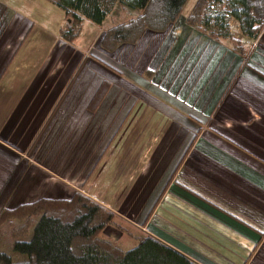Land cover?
Listing matches in <instances>:
<instances>
[{
	"label": "crops",
	"instance_id": "obj_1",
	"mask_svg": "<svg viewBox=\"0 0 264 264\" xmlns=\"http://www.w3.org/2000/svg\"><path fill=\"white\" fill-rule=\"evenodd\" d=\"M2 30L3 27H0V65L3 67L10 61L1 52L7 37ZM161 34L147 31L136 45L122 46L112 54L101 49L102 55L114 57L112 70L115 73L106 64L86 58L80 70L70 79L68 89L62 91L64 82L62 87L54 90L45 111L40 101L34 100L30 110V106L25 107L31 102L30 97H16L14 103L19 111L15 117H12V113L7 120H1L4 123L0 127V132L9 129L10 125L18 131L7 135V140L12 143L0 136V193L4 194L6 202L1 211L29 204H19L14 196L10 197L9 187L13 184L15 194L24 198L67 199L75 192H81L134 222L132 218L145 210L138 209L137 202L130 215H126L124 200L136 189V192H140L145 183L144 194L152 193L155 177L159 174L164 180V183L162 180L157 182L162 190L160 207L158 205L159 209L154 210L146 221L148 232L151 233L150 225L157 219L162 226L172 228V233L156 228V238L170 246L178 248L176 245H183L184 239L189 245L184 243L183 246L193 249L200 247L202 250L203 245L198 239L213 247H217L219 241L234 249L231 254L246 259L249 264L254 251L250 254L252 246L242 242L246 234L258 238V233H262L260 218L264 217V31L256 41H249L250 54L230 88L226 91L230 79L221 81L215 90L204 96V108L198 103L200 99L197 103L189 99L182 103L173 96L168 101L131 79L121 87L122 82L118 78L123 77V72L156 74L158 62H161L160 52L165 48L166 34ZM10 44L13 47L10 54L14 57L17 55L16 42ZM35 56L34 61L23 60L15 71L29 76L27 80L20 79L28 88H34L37 83L35 75L43 55L37 52ZM82 70L84 75L92 70L101 76L100 81L94 83L90 95L87 80L84 95L76 93L77 85L72 88ZM196 70L195 62L190 59L182 62L177 77L179 94L199 89L200 82L197 86L194 83L199 75ZM83 82H78L81 89ZM128 85L129 90L126 91L124 88ZM113 87L120 92L108 102ZM122 91L129 95L121 94ZM100 94H103L101 100ZM71 103L77 106H69ZM186 111L205 114L204 117L196 114L200 118L206 119L210 114L214 117H207L213 119H209L206 128L201 120ZM133 118L136 120L133 121ZM128 120L132 124V134L142 123L139 133H154L157 145L162 137L157 152H165L167 147L173 148L172 163L163 175L160 173L162 157H156L152 166L150 154L144 155V161L135 157L137 140L134 147L131 132L126 128ZM62 124L64 130L57 131ZM92 125L95 133L89 138ZM117 136H122L123 142L114 147ZM129 144L133 148L129 147L127 159H122V152ZM149 145L147 139L143 148ZM73 152H78L75 162L70 161ZM93 167L95 169L89 171ZM15 172L16 179L11 182ZM143 175H148L145 183L138 184ZM122 185V191L118 192ZM170 186L174 187L173 190H170ZM162 205L166 207V215L159 218ZM255 256L250 259L251 262Z\"/></svg>",
	"mask_w": 264,
	"mask_h": 264
},
{
	"label": "rangeland",
	"instance_id": "obj_2",
	"mask_svg": "<svg viewBox=\"0 0 264 264\" xmlns=\"http://www.w3.org/2000/svg\"><path fill=\"white\" fill-rule=\"evenodd\" d=\"M196 1L197 0H189L176 22L169 28V30L161 34H166V39L164 42L165 48H163L160 52L161 62H158L159 67L156 74L152 76L148 72L142 75H140L138 72L133 74L123 72V77L118 78L119 81L122 82V88L125 85L124 83H127L130 81L128 79H131L133 82L141 85V87L144 89L156 93L159 97H162L163 99L165 98L168 101H171L173 96L178 97V101L182 103L188 101V99L193 103H197V101L200 99L198 103L202 108L205 107V104L202 102V100L205 98L204 96L215 90L221 81L227 78L230 79L226 91L230 88V85L240 75L241 70L244 67L243 63H245L246 58H243L238 52L233 50V45L230 40H216L187 23V17L190 15ZM121 12L122 11L120 7L114 8V15L108 17L101 25H96L88 20H83L82 30L78 38L74 41H70L65 38L63 34V30L65 29L66 25L64 11L54 3H51L48 0H0V27H3L2 31L4 32V35H7L2 44L1 52L5 53L10 61L3 67L0 65V127L4 123H1V120H7L8 117H11L12 113H14L12 117L16 116V112L19 110L16 108L17 104L14 102L16 97H21V95L30 97L31 102L27 103L25 107L30 106V110H32L33 102L35 100V102L40 101L41 108L45 111L46 107L50 103L51 98L53 97L54 90L62 87L63 83L65 82L64 88L62 89V91L65 92L70 85V79L73 78L77 71L80 70V66L86 61V58L89 61H93L95 59L106 64L111 69L108 70H110L112 73H115L114 70H112L114 67V57L110 55H102L103 53H101V49H99V39L108 29L114 25L128 20L130 17L128 12ZM237 28V23L232 20L231 30L233 35H235L238 39H242V36L240 35L239 31H237ZM10 42L12 44L16 42L15 45L17 55L14 57L12 53L10 54V51L13 49V47L11 48ZM246 42L249 41L246 40ZM37 52L43 55L38 63V69L35 75V80H37V83L34 88H28V85H24L23 82H20V79L24 78L27 80L29 79V76L26 74L23 76L22 73L19 74L15 71L17 66L21 65L23 60L26 62L29 60L34 61L36 59L35 55ZM189 59L191 62H195L197 66L196 72L198 71L199 75L195 77L194 83L195 86H197L198 82H200V87L192 93H190V91H184L183 93L180 92L181 94H179V92H177V77L179 74V68L182 62H187ZM140 77H143V79H140ZM100 79L101 76L96 75L95 71L90 70L88 74L84 75L82 70L80 76L77 78V81L73 84L72 88L76 87L77 85L76 93L84 95V83L85 80H87L88 93L90 95L92 93L94 83H97L98 80L100 81ZM151 79L152 81L149 83V80ZM80 80L84 81L82 89L81 83L78 84ZM165 84L166 87L164 88ZM124 89L128 91L129 85ZM119 92V89L113 87L111 92L112 97L108 102H110L114 96L119 94ZM121 94L125 96L129 95L127 92H123ZM71 105H74V107L77 106L76 103L69 104V106ZM127 105L130 106L128 103ZM106 107L108 108L109 105H106ZM15 108L16 110H14ZM181 109L185 111L183 108ZM120 110L122 111L123 107L120 108ZM186 112L190 116L201 120L206 128H208V123L210 122L209 119H213L207 117H214V115L210 114L207 115L205 119L196 116V114H200L202 117H204L203 115L205 114L200 111H193L194 113L188 111ZM134 120L136 119L133 118V121ZM130 122L131 121L128 120L126 123V128L131 132V143L134 147L137 140L136 149L134 152L135 157L138 160L140 159L144 161V155L150 154L151 166L156 160V157H162L163 168L160 169V173L163 175L168 166H170L172 163L171 155L172 153L174 154L173 148L167 147L165 152H157V150L160 148L162 137H160L159 145H157V136L154 133L148 132V135L144 134V132L139 133L143 126L142 123L135 128L132 134V124ZM8 128L9 129L6 131L0 132V136L2 139L12 143L11 141L7 140V135L16 134L18 131L14 130L11 125ZM64 128L65 127L62 124L60 129L57 131H63ZM179 129L180 131L182 130L181 127ZM185 130L189 132L187 128H185ZM121 131L122 129L120 132ZM94 133V125H92L90 126L89 130V138L92 137ZM207 136L211 137L209 135ZM13 138L16 139V137ZM147 139L150 145L143 148ZM122 142L123 137L117 136L114 140V147L118 144H121ZM132 145L129 144L127 146L128 148L122 152V159H127L129 154L128 149L129 147L133 148ZM148 149H150V151H148ZM130 153L132 154V150ZM77 156L78 152H73L70 161L75 162ZM93 169L95 168H90L89 171ZM155 169L157 170L158 168ZM150 170L151 167L148 169V172ZM147 176L148 175H143L138 180V184L139 182L145 183ZM15 179L16 172L13 174L10 181L12 182ZM160 180H162V178L159 177L158 174L155 177L152 193L148 192L146 195L144 194L143 187H147L145 183L141 187L142 190L140 192L139 190L136 192V189L131 193L130 197L124 200L126 201L124 208V211H126L125 213H127L126 215H130V211L137 202H139L138 209L145 210L143 213L139 212L137 214L138 217L136 216L132 218V221L134 222H131V220L127 217H125L126 219H123L128 225V234H122L114 230V228H107L102 234L104 239H111L118 248L128 251L137 246L136 238L142 236V234H153L156 237V233H158V231L156 232V228L165 229L164 231L172 233L170 231V229H172L170 226H162L157 219L152 225H150L152 234L148 232L149 230L146 228V226L140 225L144 217L146 218L145 220L148 221L153 211L159 209L157 206L159 205L158 207H160L159 196L162 190H160V184L157 183ZM162 182L164 183V180H162ZM12 185L13 184H11L9 187L10 197L14 196L19 204L30 203L39 199L19 197L15 194L14 190H12ZM176 186L177 184L175 183L174 187ZM123 187L124 185L121 186L118 192H121ZM174 187L170 186V190H173ZM3 196L4 194L0 193V211L1 208L6 204L5 198ZM169 202L170 201H168V203ZM102 206L105 207L104 205ZM8 208H10V206H8ZM107 209L112 211L109 208ZM165 209V205H162L158 214L159 218L165 217ZM250 219H253V217L250 216ZM145 220L143 222H145ZM260 221V229L262 233H258V238L255 239L251 236V234H246L244 236L246 239H244L242 242L243 244L247 242L249 247L252 246L250 254H252L254 251L248 260L249 264H261V262L264 261V217L260 218ZM13 225H18V222L15 224L6 223L1 226L0 249L4 253L12 256L13 259H17L19 257L15 255L14 252L15 239L12 237ZM129 227L132 228L131 231H129ZM31 235L32 232L30 236L26 238V240H29ZM173 236L176 237L175 235ZM157 239L162 241L158 237ZM184 241L185 240L182 239L183 245L184 243L189 245V243ZM198 241L203 245L202 250L200 247L198 249H193V247L183 246L177 243L176 246L181 248L178 249L175 247V245L173 247L181 250L182 253L190 256L192 259L202 264H247L246 259H239L235 253L231 254L234 249H231L229 246H226L219 241H217V243H219L217 247L210 246L207 242L201 241L200 239H198ZM259 245H261V247L259 251H257ZM254 254H256L255 259L251 262L250 259L254 256Z\"/></svg>",
	"mask_w": 264,
	"mask_h": 264
},
{
	"label": "trees",
	"instance_id": "obj_3",
	"mask_svg": "<svg viewBox=\"0 0 264 264\" xmlns=\"http://www.w3.org/2000/svg\"><path fill=\"white\" fill-rule=\"evenodd\" d=\"M48 1L64 11L63 34L70 41L78 38L83 20L101 25L116 7L128 12V20L108 29L100 39V49L112 54L122 46L136 45L147 31L169 30L189 0ZM232 20L242 39L233 35ZM187 23L216 40H230L233 50L246 58L251 50L246 40L256 41L264 31V0H197ZM123 219L80 192L67 199L41 198L3 209L0 228L18 222L12 226V237L19 258L0 249V264H202L149 234L137 237V246L131 250L118 248L102 234L107 228L128 234Z\"/></svg>",
	"mask_w": 264,
	"mask_h": 264
}]
</instances>
